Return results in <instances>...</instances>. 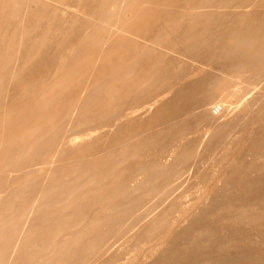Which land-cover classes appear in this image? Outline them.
<instances>
[{"label": "rangeland", "instance_id": "rangeland-1", "mask_svg": "<svg viewBox=\"0 0 264 264\" xmlns=\"http://www.w3.org/2000/svg\"><path fill=\"white\" fill-rule=\"evenodd\" d=\"M0 20V264H264V0Z\"/></svg>", "mask_w": 264, "mask_h": 264}, {"label": "bare ground", "instance_id": "bare-ground-1", "mask_svg": "<svg viewBox=\"0 0 264 264\" xmlns=\"http://www.w3.org/2000/svg\"><path fill=\"white\" fill-rule=\"evenodd\" d=\"M11 1V0H10ZM47 1V0H46ZM7 3V2H6ZM5 3V4H6ZM59 4V3H58ZM2 5H3V3H2ZM11 6H13V5H11ZM7 7V6H6ZM11 9V8H10ZM13 9V8H12ZM8 10V9H7ZM7 10L5 11L4 10V13L5 12H7ZM16 13H17V11H15ZM4 13H3V16H5L4 15ZM11 13V12H10ZM7 14V13H6ZM7 17V16H6ZM16 17V16H15ZM22 17V16H21ZM2 18H4V17H1V19ZM4 19H6V18H4ZM10 19V18H9ZM22 20V19H21ZM1 22H2V20H0ZM18 21V20H17ZM0 22V23H1ZM20 22V21H19ZM7 23H8V21H7ZM16 23V22H15ZM3 24H5V23H3ZM31 24V23H30ZM16 25H17V23H16ZM33 27V26H32ZM26 29V28H25ZM11 31V30H10ZM11 34V33H10ZM26 35V34H25ZM9 36V35H8ZM2 76V75H1ZM238 79H240V78H238ZM239 81V80H238ZM6 96V95H5ZM7 97V96H6ZM218 98H219V103H221V107H220V109H222V110H224V109H226L227 108V106H228V101H229V97L228 96H226V95H221V94H218ZM214 99H215V97H214ZM230 108V107H229ZM13 116V115H12ZM14 117V116H13ZM11 119V118H10ZM43 130V129H42ZM41 130V131H42ZM3 131V130H2ZM27 132H25V134H26ZM43 133V132H42ZM41 134V133H40ZM7 135V134H6ZM46 135H48V134H46ZM84 139H81L80 141H83ZM80 141H78V142H80ZM14 143V142H13ZM32 145V144H31ZM8 147V146H7ZM18 147V146H17ZM11 150V149H10ZM63 150V149H62ZM10 152H12V151H10ZM14 153V152H13ZM16 155V154H15ZM90 166V165H89ZM86 169V168H85ZM10 178V177H9ZM9 180V179H8ZM66 186V185H65ZM64 186V187H65ZM78 188V187H77ZM5 192V191H4ZM40 194V193H39ZM17 196V195H16ZM37 196V195H36ZM35 197V196H34ZM29 199V198H28ZM25 203V202H24ZM19 204V203H18ZM14 206H16V205H14ZM20 206V205H19ZM14 209V208H13ZM26 210V209H25ZM29 210V209H28ZM14 211V210H13ZM22 212V211H21ZM55 220V219H54ZM48 225V224H47ZM46 225V226H47ZM52 225H54V224H52ZM56 225V224H55ZM42 228V227H41ZM25 230V229H24ZM23 230V231H24ZM49 232V231H48ZM32 234V233H31ZM21 235V234H20ZM13 241V240H12ZM28 243V242H27ZM3 246V245H2ZM1 246V247H2ZM4 247V246H3ZM3 247H2V249H3ZM6 248V247H5Z\"/></svg>", "mask_w": 264, "mask_h": 264}, {"label": "built area", "instance_id": "built-area-1", "mask_svg": "<svg viewBox=\"0 0 264 264\" xmlns=\"http://www.w3.org/2000/svg\"><path fill=\"white\" fill-rule=\"evenodd\" d=\"M216 110H215V114L217 113V109H220V107L219 108H215Z\"/></svg>", "mask_w": 264, "mask_h": 264}]
</instances>
